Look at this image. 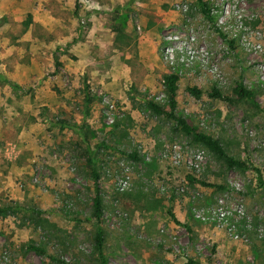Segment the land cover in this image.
I'll return each mask as SVG.
<instances>
[{"label": "rangeland", "instance_id": "374dc122", "mask_svg": "<svg viewBox=\"0 0 264 264\" xmlns=\"http://www.w3.org/2000/svg\"><path fill=\"white\" fill-rule=\"evenodd\" d=\"M6 1L17 6L0 16V207H12L0 214V264H59L48 255L103 264L94 246L98 228L106 264H264V0H204L215 8L213 20L196 0H170L159 20L170 13L176 19L158 25L148 23L153 9L77 0L79 8L92 2L88 8L105 21L101 30L109 29L92 43L90 21L79 19L74 6L58 12L69 21L65 28L49 30L34 13H43L47 0ZM221 13L229 17L228 30L218 25ZM169 29L184 37L192 31L213 71L166 65L161 49ZM84 44L91 58L82 57ZM174 72L175 115L258 167L261 177L250 168L228 169L174 120L148 107L153 101L169 110L163 76ZM237 82L253 92L255 104L234 95ZM191 86L202 94L191 95ZM214 88L225 98L212 97ZM34 123L42 129L35 153L15 138ZM198 153L196 168L189 160ZM123 179L128 186L119 190ZM97 191L101 221L93 216ZM220 205L240 239L196 217ZM193 228L207 235L195 237ZM218 233L223 241L214 239ZM29 244L47 254L28 250Z\"/></svg>", "mask_w": 264, "mask_h": 264}, {"label": "trees", "instance_id": "16d2710c", "mask_svg": "<svg viewBox=\"0 0 264 264\" xmlns=\"http://www.w3.org/2000/svg\"><path fill=\"white\" fill-rule=\"evenodd\" d=\"M197 4L200 8V11L202 14L208 18L209 20H213L211 16V10H210V5L208 2H205L204 0H196ZM2 20H0L1 23ZM56 65H59V62H56ZM178 81H179V76L175 73H169L163 76V85L165 88V91L168 96V102H169V110L164 109L161 105L156 104L153 101H148L147 105L148 107L156 114L166 116L167 118H171L174 120L175 124L184 132V134L190 136L193 141L202 144L205 146L216 158L222 160L225 164V166L228 169L232 168H238L240 170H247V169H253L257 172L258 176L261 177V171L258 167H253V165L245 160H240L238 158H235L234 156L228 154L226 149L223 147V145L220 143V141L215 138L214 136L205 133L201 130H199L196 126L190 124L186 120H184L181 117H177L175 115V108L177 106V89H178ZM9 82V81H8ZM16 86V85H15ZM189 93L193 96L199 97L202 94V91L199 90L195 86H191L187 88ZM233 93L235 96H237L240 99H246L249 100L250 102L255 104V96L251 90H249L243 83L237 82L234 87H233ZM210 95L212 97L216 98H222L224 99L225 97L217 90V89H212L210 92ZM87 97V102H91V99L89 95H86ZM65 123V122H64ZM134 158H136V153L132 155ZM93 178L95 185H97V178L98 175L96 173V169H93ZM212 186V185H209ZM220 188V187H219ZM96 189V188H95ZM97 190V189H96ZM18 208V207H17ZM12 207L6 206V207H0V214H4L5 212H8ZM33 211V209H32ZM101 215H102V207H101V201L99 197V193L97 191L96 195L94 196L93 199V216L96 218L97 221H101ZM170 215L174 219L175 223H178V220L176 219L175 215L170 212ZM94 241H95V251L98 254V256L102 259V263L106 264V259L104 256V237H103V232L101 228H98L95 236H94ZM28 250H31L37 254L43 255L47 254L46 250L39 245L36 244H29L27 246ZM257 258L259 257L260 253H256ZM48 257L59 264H73L70 263L60 257H54L52 255H48Z\"/></svg>", "mask_w": 264, "mask_h": 264}, {"label": "crops", "instance_id": "0c3cea01", "mask_svg": "<svg viewBox=\"0 0 264 264\" xmlns=\"http://www.w3.org/2000/svg\"><path fill=\"white\" fill-rule=\"evenodd\" d=\"M46 1V0H45ZM56 0H47L46 6L44 8V12L40 13L39 10H35L34 13L36 14L37 17L40 18V22L43 24V26H46L49 30L52 29L53 26H59L61 28H65L66 24L69 21H64V19H62L61 17L58 16V12L61 8H64L66 10H70V6H74V14L76 16L80 17L83 15L85 16L89 21H90V25H91V31H90V39L88 40V43H92L94 40H96V42L99 41V38L97 39V33L101 32V31H109V29L107 27H104L101 30V27L103 25H105V21L103 20L102 17V13L101 11H99L98 9H95L94 7H90L88 8L92 2H88V4L86 3H81L82 8H79V3L77 0H66L65 7L63 6H56L55 3ZM170 0H93V2L96 4H98L100 7L99 8H106V9H110V7H114V6H125L128 7L130 9L134 8H138L142 11H146V10H154V17L153 16H149V20L148 23L149 24H155L158 25V23H161V21H165V20H175L176 16L172 13H170L171 17L169 19L167 18H161L159 20V17H161L163 15L162 13V7L165 4L164 2H169ZM77 4V6H76ZM17 6L16 1L12 2L10 1V4L8 6V1L6 0H0V16L3 14V10H6V8H10L13 9L14 7ZM93 8V9H92ZM133 12V11H132ZM141 19L140 21H144L146 18H144V16H140ZM144 18V19H143ZM153 20H152V19ZM70 20V18L68 19ZM77 18H74L71 21V25H77ZM131 25V24H130ZM86 44H84V47L81 46V50L83 52H85L84 54H82L83 58H91V55L89 54L91 51V48H89L88 46H85ZM38 131V132H36ZM42 132L41 127L38 124H31L30 128L28 129V131L25 132L24 135L15 137L16 139L19 138V140H21V142L24 140H26L29 144L25 145V148H30L33 149V152H39L38 151V147L36 144V141L38 139L39 134ZM183 216L179 217V220L182 221ZM204 230V229H202ZM201 229H195L193 228V231L195 233L194 236H201L203 237L205 234L207 235V233H204V231H202ZM214 239L217 242L223 241L222 240V235L220 233H218L217 235L214 236Z\"/></svg>", "mask_w": 264, "mask_h": 264}, {"label": "built area", "instance_id": "2783aa9c", "mask_svg": "<svg viewBox=\"0 0 264 264\" xmlns=\"http://www.w3.org/2000/svg\"><path fill=\"white\" fill-rule=\"evenodd\" d=\"M226 7L227 3L223 2L222 8L226 9ZM177 8L183 9L185 7L179 5ZM214 9V7H210L211 13L214 11ZM234 16L235 20L239 22L241 15L235 11ZM218 25L220 27H223V29L225 30H228L232 26L229 23V17L227 15H224V13H221L219 15ZM161 58L166 65L172 67L173 69H175L176 67L193 69L194 67L198 66L210 70L211 72L213 71V69H209L207 67L208 52L206 48L202 45L195 46V35L192 31L189 32L187 37H184L183 34L174 31L173 29L167 30L166 34L164 35V45L161 49ZM174 73L178 75L177 72ZM112 107L113 105L111 104L110 108ZM108 118L112 120L111 116H109ZM169 151V149H165V151L162 153V156L164 158L169 157ZM173 156H175V154H173ZM201 161L202 155L198 153L189 160V163L192 164V166L198 168ZM117 185L119 190H124L128 186L125 179L119 180ZM203 212L204 211H197L196 217L200 218L201 220L211 219L215 221L217 226L227 228V232L230 237H232L233 239H240L239 234L236 233L234 229V225L229 224L228 212L222 205L213 209L210 216H205ZM238 212V214H240L239 210Z\"/></svg>", "mask_w": 264, "mask_h": 264}]
</instances>
